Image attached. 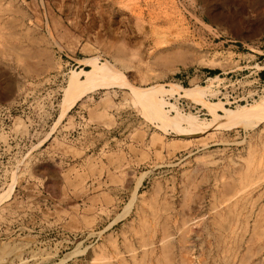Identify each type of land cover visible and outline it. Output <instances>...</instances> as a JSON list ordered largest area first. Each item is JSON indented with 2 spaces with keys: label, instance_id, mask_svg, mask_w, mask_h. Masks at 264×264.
<instances>
[{
  "label": "rangeland",
  "instance_id": "1",
  "mask_svg": "<svg viewBox=\"0 0 264 264\" xmlns=\"http://www.w3.org/2000/svg\"><path fill=\"white\" fill-rule=\"evenodd\" d=\"M262 100L264 0H0V264H264Z\"/></svg>",
  "mask_w": 264,
  "mask_h": 264
},
{
  "label": "bare ground",
  "instance_id": "2",
  "mask_svg": "<svg viewBox=\"0 0 264 264\" xmlns=\"http://www.w3.org/2000/svg\"><path fill=\"white\" fill-rule=\"evenodd\" d=\"M135 13H136V11H135ZM84 61L91 63V66H92L91 67V70H89V71H83L82 70V71H79V72L74 73V77L71 78V80L68 82V85L65 88L64 93H63V102H62V108H61L62 113L65 112L67 109H69L81 97H83L84 95H86L87 93L91 92L92 90H94L97 87H99V88L100 87H110V86L119 85V84L120 85H123L124 80L121 79V78H118V76L116 74L117 72L115 73V70H113V68L110 65H108L107 63H104V64L99 65V64L96 63V59L95 58L86 59ZM80 74L84 78L79 80V79H77V77ZM127 86H129L130 89H131V91L133 93H135L136 95H139L140 94V92H139L138 89H136V88H134V87H132L130 85H127ZM154 89H156L157 91H160L161 90V88H159L157 86ZM204 91H205V89H199V88L198 89L196 88L195 90H186L185 91V95H188L191 98H195V99L200 98V97L202 98V95L205 94ZM153 92H154V90H151L148 93L144 91V93L145 94H148V97H149L146 100V97L144 95L145 101L146 102H149V105H150L149 108H151L150 109V112H151V110L154 109L157 113H159L168 122V124L174 126L179 131L187 130L188 129V130L192 131V133H197V132H200V131L202 132V131L205 130V128H207V126L205 125L206 123L199 122L198 120H196L195 118H192L190 116L184 117V116H181L180 114L176 113V116L173 117V118L167 117L166 112H164L162 110L163 109V105H165V103L162 100L155 98V96L153 95ZM259 109H261V110L263 109L264 110V101L263 100L261 102H259L258 104H256L253 108H251L249 110L241 109V110L236 111V112H233V111L230 112L231 114L229 115L227 121H240V120L246 119V117H248L250 115L256 114L257 110H259ZM225 122H223V123H225ZM225 125L226 124H221L220 126L222 127V126H225ZM189 133H191V132H189ZM188 224H189V222H188ZM191 230L192 229H190V232H192ZM191 238H194V237H191ZM181 242H182V240H181ZM181 264H182V262H181Z\"/></svg>",
  "mask_w": 264,
  "mask_h": 264
}]
</instances>
